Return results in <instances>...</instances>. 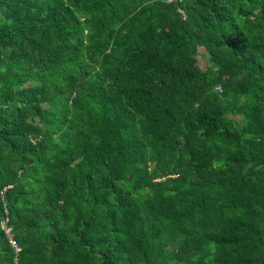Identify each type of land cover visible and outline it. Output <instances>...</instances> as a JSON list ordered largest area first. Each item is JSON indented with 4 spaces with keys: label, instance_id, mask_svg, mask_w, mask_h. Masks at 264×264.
<instances>
[{
    "label": "trees",
    "instance_id": "trees-1",
    "mask_svg": "<svg viewBox=\"0 0 264 264\" xmlns=\"http://www.w3.org/2000/svg\"><path fill=\"white\" fill-rule=\"evenodd\" d=\"M0 264H264V0H0Z\"/></svg>",
    "mask_w": 264,
    "mask_h": 264
},
{
    "label": "rangeland",
    "instance_id": "rangeland-1",
    "mask_svg": "<svg viewBox=\"0 0 264 264\" xmlns=\"http://www.w3.org/2000/svg\"><path fill=\"white\" fill-rule=\"evenodd\" d=\"M201 58V63L203 64L204 67H207L208 66V60L205 56H200ZM240 119V118H239Z\"/></svg>",
    "mask_w": 264,
    "mask_h": 264
},
{
    "label": "built area",
    "instance_id": "built-area-1",
    "mask_svg": "<svg viewBox=\"0 0 264 264\" xmlns=\"http://www.w3.org/2000/svg\"><path fill=\"white\" fill-rule=\"evenodd\" d=\"M9 233H11V230H9Z\"/></svg>",
    "mask_w": 264,
    "mask_h": 264
}]
</instances>
